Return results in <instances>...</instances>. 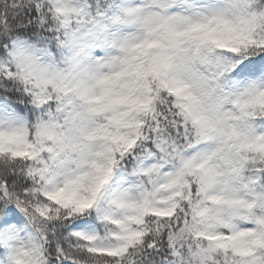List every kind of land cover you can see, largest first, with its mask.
I'll use <instances>...</instances> for the list:
<instances>
[{
    "label": "snow or ice",
    "instance_id": "snow-or-ice-1",
    "mask_svg": "<svg viewBox=\"0 0 264 264\" xmlns=\"http://www.w3.org/2000/svg\"><path fill=\"white\" fill-rule=\"evenodd\" d=\"M0 264H264V0H0Z\"/></svg>",
    "mask_w": 264,
    "mask_h": 264
}]
</instances>
